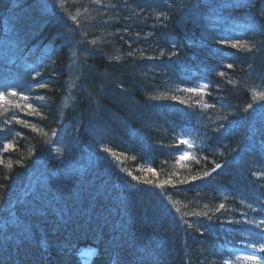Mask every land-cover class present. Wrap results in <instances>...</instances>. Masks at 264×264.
Here are the masks:
<instances>
[{
    "label": "trees",
    "instance_id": "1",
    "mask_svg": "<svg viewBox=\"0 0 264 264\" xmlns=\"http://www.w3.org/2000/svg\"><path fill=\"white\" fill-rule=\"evenodd\" d=\"M0 94V264H221L264 221V0H0Z\"/></svg>",
    "mask_w": 264,
    "mask_h": 264
},
{
    "label": "snow or ice",
    "instance_id": "2",
    "mask_svg": "<svg viewBox=\"0 0 264 264\" xmlns=\"http://www.w3.org/2000/svg\"><path fill=\"white\" fill-rule=\"evenodd\" d=\"M232 47H237V45L233 44ZM229 67H231V65H229ZM221 75H223V73H221ZM189 91H195V89H189ZM15 94H16L15 92L12 93V95H15ZM0 99H3L2 94H0ZM249 107H251V105H249ZM181 158L184 159L185 157H181ZM220 167H221V165H219V164L216 165V168H220ZM213 171H215V169H213ZM206 175H207V173H206ZM193 179H195V178H193ZM220 207L223 208V205H220ZM260 223L264 224V221H261ZM259 251L264 252V244H261V246L259 247ZM245 259L251 261L252 264H262L261 258L259 256H256V255L246 256ZM224 264H229V261L225 260Z\"/></svg>",
    "mask_w": 264,
    "mask_h": 264
},
{
    "label": "rangeland",
    "instance_id": "3",
    "mask_svg": "<svg viewBox=\"0 0 264 264\" xmlns=\"http://www.w3.org/2000/svg\"><path fill=\"white\" fill-rule=\"evenodd\" d=\"M197 137H198V132H197L196 130H194V129H188V130L186 131V139H187L188 141L191 142V141L195 140ZM60 149H61V147H60ZM249 249H251V250L253 251V247H252V246H250ZM243 253H245V254L248 255V256H250V255H254V254L249 253V252H243ZM238 259H239V258H237V260H238Z\"/></svg>",
    "mask_w": 264,
    "mask_h": 264
},
{
    "label": "bare ground",
    "instance_id": "4",
    "mask_svg": "<svg viewBox=\"0 0 264 264\" xmlns=\"http://www.w3.org/2000/svg\"><path fill=\"white\" fill-rule=\"evenodd\" d=\"M239 112H240V113H243V111H242L241 109H239Z\"/></svg>",
    "mask_w": 264,
    "mask_h": 264
}]
</instances>
